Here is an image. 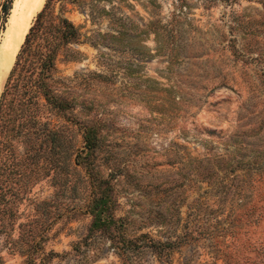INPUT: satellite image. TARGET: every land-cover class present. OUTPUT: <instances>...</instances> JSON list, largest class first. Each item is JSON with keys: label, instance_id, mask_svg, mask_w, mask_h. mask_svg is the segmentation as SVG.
Returning <instances> with one entry per match:
<instances>
[{"label": "rangeland", "instance_id": "obj_1", "mask_svg": "<svg viewBox=\"0 0 264 264\" xmlns=\"http://www.w3.org/2000/svg\"><path fill=\"white\" fill-rule=\"evenodd\" d=\"M54 8L79 38L63 106L0 128V264H264V0Z\"/></svg>", "mask_w": 264, "mask_h": 264}, {"label": "trees", "instance_id": "obj_2", "mask_svg": "<svg viewBox=\"0 0 264 264\" xmlns=\"http://www.w3.org/2000/svg\"><path fill=\"white\" fill-rule=\"evenodd\" d=\"M55 2L56 0H46L36 13L4 81L0 93V128L8 135L13 132L19 134L22 127H31L30 124L36 121L38 117L35 113L28 112L32 110V106L38 111L44 104L39 97L43 96L48 102L51 101L56 108L63 106L64 100L56 97L48 81L54 77L59 49L69 47L71 42L77 41L79 30L71 19L62 14V7L58 10L54 8ZM11 3L12 0H3L0 25L6 20ZM2 149L5 154L8 153L7 141Z\"/></svg>", "mask_w": 264, "mask_h": 264}, {"label": "bare ground", "instance_id": "obj_3", "mask_svg": "<svg viewBox=\"0 0 264 264\" xmlns=\"http://www.w3.org/2000/svg\"><path fill=\"white\" fill-rule=\"evenodd\" d=\"M43 2L44 0H15L14 2L12 13L9 17L11 26H9L10 24L7 26L0 40V91L18 47L31 24L33 16ZM18 10V19H15V12Z\"/></svg>", "mask_w": 264, "mask_h": 264}, {"label": "water", "instance_id": "obj_4", "mask_svg": "<svg viewBox=\"0 0 264 264\" xmlns=\"http://www.w3.org/2000/svg\"><path fill=\"white\" fill-rule=\"evenodd\" d=\"M15 19H18V18H15ZM13 23V22H12ZM9 26H11V23H10V25Z\"/></svg>", "mask_w": 264, "mask_h": 264}]
</instances>
